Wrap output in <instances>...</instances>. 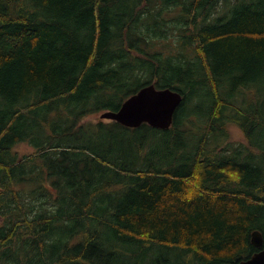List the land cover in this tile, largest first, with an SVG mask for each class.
<instances>
[{"label":"trees","instance_id":"obj_1","mask_svg":"<svg viewBox=\"0 0 264 264\" xmlns=\"http://www.w3.org/2000/svg\"><path fill=\"white\" fill-rule=\"evenodd\" d=\"M262 79L264 0H0V264L240 260ZM150 83L184 96L170 128L88 120Z\"/></svg>","mask_w":264,"mask_h":264},{"label":"water","instance_id":"obj_2","mask_svg":"<svg viewBox=\"0 0 264 264\" xmlns=\"http://www.w3.org/2000/svg\"><path fill=\"white\" fill-rule=\"evenodd\" d=\"M183 99L184 96L177 90L150 83L127 97L117 110H105L100 113V117L131 128L147 123L155 128L168 129L173 125ZM251 237L254 243H262L261 231L254 230ZM216 264H264V251L238 263L226 261Z\"/></svg>","mask_w":264,"mask_h":264},{"label":"rangeland","instance_id":"obj_3","mask_svg":"<svg viewBox=\"0 0 264 264\" xmlns=\"http://www.w3.org/2000/svg\"><path fill=\"white\" fill-rule=\"evenodd\" d=\"M203 99L204 105H208L210 103V96L206 93L200 94V97ZM259 99H264V79L259 81L258 86L255 88V95H252L249 99L251 101V105L256 104ZM198 100V99H197ZM196 115V114H195ZM101 119L99 114L89 116L88 120H98ZM230 133L231 136L235 139H240L242 142H244V135L242 132V129L237 126L236 124L232 123L230 124ZM16 149L20 152L21 155H24L28 153L30 150H33L32 146H29L27 144H21L16 147ZM28 200H30V195L27 194ZM159 253V252H157Z\"/></svg>","mask_w":264,"mask_h":264},{"label":"flooded vegetation","instance_id":"obj_4","mask_svg":"<svg viewBox=\"0 0 264 264\" xmlns=\"http://www.w3.org/2000/svg\"><path fill=\"white\" fill-rule=\"evenodd\" d=\"M258 230L261 231L262 236H263V238L261 240L262 243L261 244H256V243L253 242V238L249 237V239H248V244L249 245L246 247V252L243 254V256H242V258L240 260L231 261L232 263H238V262H240L242 260L249 259L253 255L264 251V225H263V229H258Z\"/></svg>","mask_w":264,"mask_h":264}]
</instances>
